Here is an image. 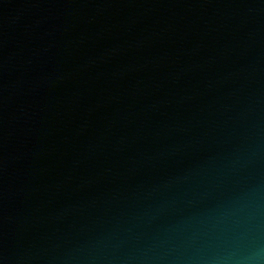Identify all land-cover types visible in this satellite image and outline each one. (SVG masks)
Here are the masks:
<instances>
[{
  "label": "water",
  "instance_id": "1",
  "mask_svg": "<svg viewBox=\"0 0 264 264\" xmlns=\"http://www.w3.org/2000/svg\"><path fill=\"white\" fill-rule=\"evenodd\" d=\"M0 264H264V0H0Z\"/></svg>",
  "mask_w": 264,
  "mask_h": 264
}]
</instances>
